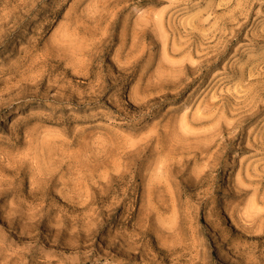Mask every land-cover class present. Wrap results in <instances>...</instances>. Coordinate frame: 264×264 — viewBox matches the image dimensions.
<instances>
[{
  "label": "rangeland",
  "instance_id": "rangeland-1",
  "mask_svg": "<svg viewBox=\"0 0 264 264\" xmlns=\"http://www.w3.org/2000/svg\"><path fill=\"white\" fill-rule=\"evenodd\" d=\"M2 23L0 264H264V0Z\"/></svg>",
  "mask_w": 264,
  "mask_h": 264
},
{
  "label": "bare ground",
  "instance_id": "bare-ground-1",
  "mask_svg": "<svg viewBox=\"0 0 264 264\" xmlns=\"http://www.w3.org/2000/svg\"><path fill=\"white\" fill-rule=\"evenodd\" d=\"M11 13V12H10ZM32 13V10L30 9V10H28V11H26V13H22L23 15H29V14H31ZM39 15V14H38ZM20 15H18V14H12L11 15V17H12V19L10 20V21H16L17 19H18V17H19ZM9 18V17H8ZM35 19V18H34ZM4 22V21H3ZM5 24L4 23H2V24H0V43L3 41V39L6 37V35H7V33H8V29H3V26H4ZM25 96H27V95H25ZM37 98V97H36ZM27 99H28V97H27ZM6 110V109H5ZM6 191V190H5ZM15 196V195H14ZM19 205V204H18ZM13 206V205H12ZM20 208V207H19ZM17 211V210H16ZM37 211V210H36ZM24 212H26V211H24ZM27 213H29V212H26V214ZM25 214V213H24ZM16 215V214H15ZM19 216H17V218H18ZM24 218V217H23ZM29 220L33 223L34 221H35V215H34V212L33 213H31L30 215H29ZM10 219V218H9ZM16 220V219H15ZM36 225V224H35ZM31 227V226H30ZM35 229V228H34ZM34 238V237H33ZM33 251V250H32Z\"/></svg>",
  "mask_w": 264,
  "mask_h": 264
}]
</instances>
